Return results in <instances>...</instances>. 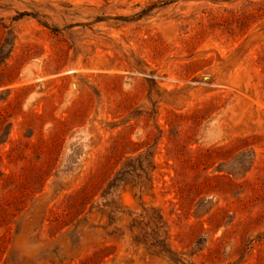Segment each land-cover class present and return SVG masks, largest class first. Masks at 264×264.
<instances>
[{"label": "rangeland", "instance_id": "374dc122", "mask_svg": "<svg viewBox=\"0 0 264 264\" xmlns=\"http://www.w3.org/2000/svg\"><path fill=\"white\" fill-rule=\"evenodd\" d=\"M0 264H264V0H0Z\"/></svg>", "mask_w": 264, "mask_h": 264}, {"label": "trees", "instance_id": "16d2710c", "mask_svg": "<svg viewBox=\"0 0 264 264\" xmlns=\"http://www.w3.org/2000/svg\"><path fill=\"white\" fill-rule=\"evenodd\" d=\"M130 181L127 177H117L114 179L113 183L111 184L112 187H117L119 185H123V186H127L129 185ZM25 199L23 197L19 198L17 203L19 205L23 204L25 201Z\"/></svg>", "mask_w": 264, "mask_h": 264}]
</instances>
